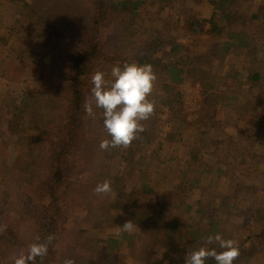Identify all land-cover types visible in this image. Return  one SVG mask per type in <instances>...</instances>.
Listing matches in <instances>:
<instances>
[{
    "label": "rangeland",
    "instance_id": "1",
    "mask_svg": "<svg viewBox=\"0 0 264 264\" xmlns=\"http://www.w3.org/2000/svg\"><path fill=\"white\" fill-rule=\"evenodd\" d=\"M244 1L247 3L244 4ZM162 2L161 7L150 8L146 18L139 16L128 19L116 16L110 18L105 29L113 25V32H116L117 39L115 42L112 33H108V30L104 29L105 32L100 33V41L104 43L105 53L120 55V58H129V48L124 46L119 39V34L124 27H129V25H137L140 28L149 27L150 23L152 26L155 25L153 27H161L169 21L182 20L181 10L186 8L187 3L193 7L195 14L207 17L211 6L206 0H165ZM262 2L263 0H255V2L254 0H243L242 4L236 2L233 9L240 7L243 13L247 14L256 10V4H262ZM48 3L52 16L55 14L52 6L54 1L49 0ZM16 9L17 6L10 0H0V34H3V38L6 39L3 42L0 41V66L8 65V68L0 67V191H2L0 194L10 196L12 199H21L19 205L21 206L22 191L26 189L31 191V197H27L25 202L29 198H32L34 202L31 205L42 201V193L37 185L42 177L48 175L46 161L49 147L44 139H42L43 142L38 140L29 145L20 136H39L42 131L49 128L57 103L68 97L71 92L62 74L58 73L55 79L49 80L50 70L40 65L39 59L41 55H44L41 54L44 51L42 40L37 44V38L29 34L28 30L29 26L35 25L34 19L27 20L23 24L25 27L23 30H14L12 33L8 31L14 20ZM248 32L251 45L247 48L231 50L222 60L214 55L215 50L219 49L218 39L202 35L189 40L187 34L182 37L195 50L205 53L207 57L200 64L190 65L184 74L185 81L179 85L184 100V113L188 119L206 120V117H201L204 115V110H202L204 94L201 86L203 81L201 79L215 81L218 76L230 68L242 70L248 67L253 64L250 54L252 49L259 60L264 57V29L259 26L249 27ZM130 54L131 57L134 55ZM1 59L4 61L2 62ZM109 68L108 65L94 63L92 73L94 74L97 70L103 71L105 81L110 86L113 78L110 75L111 68ZM158 81L157 77L154 85ZM24 91H34L35 94L29 96L32 98L29 105L30 114H25L22 127L16 130L14 129L16 123L10 119L9 108L11 103H20L23 100ZM189 95L190 97H187ZM153 97L155 96L152 92L149 98L153 99ZM250 98L251 93L244 92L236 99L223 101V104H220L212 113V118H210L212 128L206 136H203V129L197 130L196 127L179 129L178 122H176L178 120H175L171 126V123L167 121L166 106L159 105L154 115L153 127L162 140V148L157 155V161L152 160L149 168L144 163L146 160L138 161L135 167L137 170L131 168L129 163H123V166L119 167L117 166L119 161L116 160L109 164L111 169H108L105 167L107 160L104 154L88 141L89 145L86 147L92 157L87 156V158L91 160V166L95 169V174L91 178L89 203L92 202L93 189L98 183L108 180L112 192L104 196L106 202V198L110 196L104 209L95 210V206L89 204V211L81 216L73 210L74 202L78 201L75 197L77 191H73L79 190L83 177L76 181L70 179L66 182L63 193L68 195L66 204L69 214L61 226V262L65 258H72L75 264H97L98 259L109 253L115 255L119 264H143L153 256L152 253L154 256L163 253L162 251L168 254L174 250L180 251L181 254L185 253L189 246L187 241L189 236L181 233L174 239L161 236L154 239L153 225L150 224V210L155 209L160 197L157 194L171 191L170 187L181 178L185 168L195 171L199 183L194 196L190 199L192 209L189 212H179V215L183 217V228L199 229L203 233L202 236L206 237L215 235L208 233V224L212 223L217 228L216 233H220L223 238L237 241L243 236L242 234H247L248 230H257L260 225H257L256 213L264 211V160L260 158L258 161H253L245 153H241L238 157L234 154L235 146L227 143V138L237 137L242 133L238 145L246 146L251 143L254 145L252 149L262 153L264 130L256 131L258 126L259 128L262 126L258 112L253 107L254 102ZM95 113L98 115L97 119L89 118L94 131L102 133L100 140L110 139L103 128L102 110L95 109ZM238 116L240 121L237 124L234 117ZM12 139L16 142L10 145L9 142ZM18 142L21 143L23 149L20 150ZM228 148L232 150L227 152ZM226 154H228L230 164L229 170L225 168V161L221 159ZM85 159L78 163L88 166ZM159 161H161L159 165H154ZM30 170L35 176L28 173ZM92 172L93 170H89L87 173L92 175ZM2 174H6L7 177L3 179ZM11 175L15 176L10 178ZM3 180L8 184L3 185ZM207 182L211 183V187L205 190L204 186ZM148 188L149 191L144 192ZM129 189H133L135 194L132 201H129ZM222 193L230 195L227 199H223L224 210L217 208L218 203L222 201ZM113 201H118V203ZM84 202L88 203L85 199ZM2 211L3 205L0 204V229L9 231L7 226L16 228L21 216L20 208L18 207L14 214L6 217ZM129 211H135L138 216L135 214L130 216ZM128 220L134 222L136 225L134 230L138 231V236L131 238L130 245L129 232L120 228ZM123 232L127 235L120 237ZM110 236L117 239L120 237L117 244L111 248L106 246L107 238ZM254 261L253 264H264L263 257H254Z\"/></svg>",
    "mask_w": 264,
    "mask_h": 264
},
{
    "label": "trees",
    "instance_id": "2",
    "mask_svg": "<svg viewBox=\"0 0 264 264\" xmlns=\"http://www.w3.org/2000/svg\"><path fill=\"white\" fill-rule=\"evenodd\" d=\"M10 1L17 6V9L8 31L12 33L14 30H23L25 28L23 24L27 20L34 19L35 25L29 26L28 30L29 34L37 38V44L42 40L44 51L41 54L44 55H41L39 59L40 65L50 70L49 80L55 79L58 73L62 74L64 81L69 84L71 93L57 103L48 130L42 131L39 136H20L29 145L38 140L43 142L42 139L48 144L46 161L48 175L42 177L37 185L42 193V201L37 202L36 205H31L34 204L32 198L25 202L27 197H31L29 189L22 191L21 206H19L21 199H12L10 196L0 194V204L3 205L2 212L5 217L14 214L18 207L21 210L16 228L6 225L9 231L0 229V264H13V258L21 252L27 254L28 247L33 242H37V237L40 238L39 242H45L49 235H54L55 240L52 245H49L47 256L42 261L37 258L36 264H63V261L60 260L61 226L69 214L66 204L68 195L63 193L66 182L70 179L76 181L83 177L79 190L73 191H77L75 197L78 199L74 202L73 210L80 213L81 216L89 211V204L95 206V210L100 209L101 211L110 200V196L106 198V202L105 197L101 198L93 194L92 202L89 203L92 188L91 178L95 174V169L91 166V160L87 158L92 155L86 146L89 145V142L93 143V147L104 154L107 160L105 167L108 169H111L109 164L116 160L119 161L117 166L129 163L131 168H135L139 160V162L146 160L144 163L149 168L152 160L157 161V155L162 148V140L153 127L154 115L157 113L159 105L166 106L167 121L171 123V126L175 120H178L176 122H178L179 129L196 127L197 130L203 129V136H206V133L211 131L212 120L210 118L216 108L225 100H233L242 96V93L249 92L251 93L250 100L254 102L253 107L258 112L261 128H264V57L259 60L254 54V49L250 52L253 64L248 67L242 70L230 68L218 76L215 81L201 79L204 94L202 105L204 115L201 117H206L207 121L202 118L201 120L196 119L197 121L190 120L186 117L183 95L179 89V85L185 81L186 69L190 65L200 64L207 59L205 53L195 50L182 37L187 34L189 40L202 35L218 39L219 49L215 50L214 55L219 56L222 60L231 50L247 48L251 45L249 27L259 26L264 29V0L262 4H256V10L247 14L243 13L240 7L233 9L236 2L242 4L243 0H206L211 5L207 17L195 14L193 7L187 3L186 8L181 10L182 12L180 11L183 16L182 20L169 21L161 27H153L155 25L152 26V23L149 24V27L140 28L137 25L124 27L119 34V39L124 46L129 48V58H120V55L105 53L104 43L100 41V33L108 30L116 42L117 36L116 32H113V25L105 29L110 18L114 16L125 19L133 16L146 18L150 8L161 7L160 4L165 0H51L54 1L52 6L55 11L52 16L49 0ZM246 3L247 1H244V4ZM173 24L174 26H172ZM3 37V34H0L1 42L6 40ZM130 53L134 55L131 57ZM3 59L5 60V58ZM3 59H1L2 62ZM133 62L141 65L151 64L159 79L154 85L153 91V96H155L153 99L156 100L154 115L149 120L142 122L145 128L144 132L139 134V138L134 140L129 148L101 151L98 146L102 133L94 131L90 119L85 117L83 110L84 101L91 94L92 66L94 63H100L112 68L116 64L122 66L124 63ZM0 67L8 68V65ZM29 92L24 91L23 100L20 103L10 104V119L16 123L14 128L16 130L22 127L25 114H30L29 105L32 98L29 96L34 91ZM97 118L98 115L95 119ZM234 120L238 124L240 117H234ZM194 121L196 122L194 123ZM259 127L256 128V131L262 132L264 129ZM89 133L90 137H88ZM169 135H167L168 138ZM241 138L242 133L237 137L227 138V143L235 146L234 154L236 156L239 157L241 153H245L253 161H258L260 158L264 160V148L260 153L252 149L254 145L251 143L240 146L238 143ZM13 142L16 141L12 139L9 144L11 145ZM18 145L20 150L23 149L20 142ZM231 150L228 148L227 152ZM227 156L228 154L222 156L221 159L225 161V168L229 170L230 164ZM84 159L85 163L89 164L88 166L78 163ZM160 163L161 161L154 165ZM89 170H93L92 175H88ZM216 170L218 169L216 168ZM28 173L35 176L31 170ZM2 175L3 179L7 177L6 174ZM14 176L11 175L10 178ZM198 183L195 171L185 168L181 178L177 179L170 187L171 191L157 194L160 195L158 204L154 210H150V224L153 225L154 239L157 236L174 239L179 234L185 233L189 236L187 239L189 246L187 251L182 254L177 250L172 251L171 254L162 251L163 253L156 256L152 253L153 256L150 257L151 259L148 258L144 262L145 264H184L188 251L204 246L205 238L208 235L203 237L201 230H194L192 227L183 228V217L179 215L180 211L189 212L192 209L190 199L194 196ZM6 184L8 183L4 181L3 185ZM208 187H211L210 182L205 184L204 189L208 190ZM148 191L149 188L144 190L146 193ZM222 195V201L217 205L220 210L225 209L223 199L230 196L225 193ZM134 196L133 189H129V201H132ZM84 199L88 203H85ZM113 202L118 203V201ZM134 214L138 216L135 211H129L130 216ZM255 219L257 225H260L259 228L253 231L248 230V233L242 234L243 236L238 241L235 240L239 244L240 255L234 264H253L254 257L264 258V211H258ZM208 226V233L216 234L217 228L212 223H209ZM125 235L127 233L123 232L120 237ZM128 236L130 245L131 238L137 237L138 231L133 230L128 233ZM119 238L110 236L107 238L106 246L113 247ZM207 247L215 248L218 252L222 251L215 243L207 245ZM97 264H119V262L115 255L107 253L105 257L98 259ZM205 264H216V262L214 259L208 258Z\"/></svg>",
    "mask_w": 264,
    "mask_h": 264
},
{
    "label": "clouds",
    "instance_id": "3",
    "mask_svg": "<svg viewBox=\"0 0 264 264\" xmlns=\"http://www.w3.org/2000/svg\"><path fill=\"white\" fill-rule=\"evenodd\" d=\"M113 81L110 86L105 81V73L97 70L90 83V96L84 101L83 110L86 118L95 119V109L102 110L103 128L110 139H103L99 143L101 151L131 146L139 138L145 128L143 121L149 120L155 112L156 100L149 99L157 80L156 73L151 64L124 63L116 64L111 68ZM112 192L108 180L98 183L93 193L98 197L108 196ZM123 231L131 233L136 225L132 220L126 221ZM54 235L46 237L45 242L36 241L30 244L27 254L21 252L13 258V264H36L37 258L42 261L47 256L49 245L53 244ZM217 244L222 251L209 248L207 245ZM240 255L239 244L233 239H224L220 233L208 235L204 246L188 251L184 264H205L208 258L215 260L216 264H234ZM63 264H75L72 258H65Z\"/></svg>",
    "mask_w": 264,
    "mask_h": 264
},
{
    "label": "built area",
    "instance_id": "4",
    "mask_svg": "<svg viewBox=\"0 0 264 264\" xmlns=\"http://www.w3.org/2000/svg\"><path fill=\"white\" fill-rule=\"evenodd\" d=\"M187 97H190V95H189V96H187Z\"/></svg>",
    "mask_w": 264,
    "mask_h": 264
}]
</instances>
